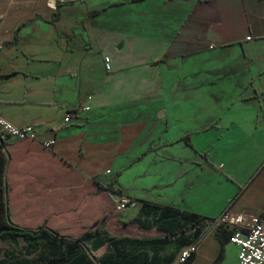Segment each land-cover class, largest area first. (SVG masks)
Instances as JSON below:
<instances>
[{
    "label": "crops",
    "instance_id": "obj_1",
    "mask_svg": "<svg viewBox=\"0 0 264 264\" xmlns=\"http://www.w3.org/2000/svg\"><path fill=\"white\" fill-rule=\"evenodd\" d=\"M94 9L102 11L86 18ZM114 9L132 25L108 43L95 22ZM133 107L150 114L126 121ZM0 114L38 131L3 150L17 225L71 237L112 232L132 224L143 201L207 219L231 207L264 220V0H0ZM133 126L141 145L130 155L124 133ZM146 149L145 157H171L150 168L158 175L166 165L167 179L141 184L151 196L122 182ZM251 157L256 168L239 178ZM108 169L121 171L114 184ZM116 186L135 201L118 215ZM220 229L188 264H213L223 247L219 264H239Z\"/></svg>",
    "mask_w": 264,
    "mask_h": 264
},
{
    "label": "trees",
    "instance_id": "obj_2",
    "mask_svg": "<svg viewBox=\"0 0 264 264\" xmlns=\"http://www.w3.org/2000/svg\"><path fill=\"white\" fill-rule=\"evenodd\" d=\"M101 11L102 9L90 10L85 17L90 18ZM2 147L0 145V239L22 238L26 244L22 256L0 247V264H170L177 253L170 254L167 258L157 253L148 257L139 254L137 246H162L177 241L178 248H181L195 239L193 229L205 227L207 223V218L199 214L143 201L141 210L152 208L160 211V217L165 219L158 226V230L162 231L161 235L143 237L115 236L109 233L102 235L98 227L88 229L78 237H71L61 234L57 229L48 228L46 224L37 228L22 227L11 220L5 178L8 156ZM148 153V149L143 151L137 161H141ZM120 174L121 171H118L117 176ZM115 182L117 180L110 181L109 185ZM134 221L144 229H150L153 226L140 218H135ZM226 232L224 229L219 230L223 246L227 241L224 237ZM229 238L230 236L227 239ZM92 239L95 240V246L90 248L86 242ZM104 244L112 250L98 256L94 255L93 252ZM223 255L224 247L213 264H219ZM191 260L192 258L188 263Z\"/></svg>",
    "mask_w": 264,
    "mask_h": 264
},
{
    "label": "rangeland",
    "instance_id": "obj_3",
    "mask_svg": "<svg viewBox=\"0 0 264 264\" xmlns=\"http://www.w3.org/2000/svg\"><path fill=\"white\" fill-rule=\"evenodd\" d=\"M130 14L131 13H127V15H130ZM95 25L97 26V29L99 30L98 31L99 39L104 41V42L107 41L109 43V42L115 40L121 31L128 29V28H131L132 22L129 20H125L123 18V14H120L116 9H114V10L108 11L104 17L97 20L95 22ZM83 52H85V50H83L82 52L79 50L78 55L82 54ZM119 62L130 63V62H137V61L131 60V59H123L120 57ZM105 65L107 66V61H106ZM151 96L152 95H148L147 97L144 98V100H146V99L148 100L149 98H151ZM147 109L148 108H139L138 110H134V107H133L131 109L125 110L126 112L124 113L123 117H125L126 121L130 120L131 118L136 117L138 114L140 115V116L138 115L139 117H148L150 112ZM162 116L163 115H160V117H162ZM109 118H110V116L109 117L103 116V117H100L97 119V120H99L101 129L103 127H105L106 125H110L109 122L107 123ZM135 133L136 134L138 133L137 127L133 126V127H127V129H125V133H124L125 140H124L123 147L127 150L126 153H128L130 155H134L135 153H137V150L139 149V147L141 145V141L132 142L133 141L132 137L135 135ZM259 158H260V156H259ZM167 159H171V157L169 155H167L165 153H161V152H157L156 154L148 155L147 157L143 158L140 162H138L135 165L136 167L132 171H130L129 173H127V175H125L122 182L124 184H137L136 187L132 186V189L135 192L142 194V195L146 194V195L151 196L153 192H151V190L141 189V184H150L154 181V178L162 179V178H160L161 176H163V177L165 176L164 180L167 179V176L165 175L167 172L166 165L162 166L163 172L162 171L159 172L160 165L157 167L158 175H157V173H154L152 175L150 174L151 165H153L155 163H159L161 161H166ZM127 160H128V158H127ZM257 162H258V158H256V157L249 158V164L245 168L246 171L244 174H242V173L238 174L239 178L243 179V177L250 176L251 175L250 173L253 171V169L256 168ZM108 171H111V173H109V175L107 176L108 179L110 181H114V180L118 181V176H117L118 171L117 170L113 171L112 169H108V170H106V174H108ZM141 173L143 174V176L141 178H139V177L137 178V175H139ZM223 182L225 183V181H223ZM139 184H140V188H139ZM114 190L116 192L119 191L123 194L126 193L124 190L120 189L117 186ZM221 192L223 193L224 191L222 190ZM113 212L116 215L120 214V213H117L114 209H113ZM160 214H161L160 211H155L152 208L151 209L150 208L143 209L139 212V216L137 218H140L143 221H145L146 223L153 225L152 228H150V229L141 230L140 226L138 224L134 223L135 221L133 219V220L129 221L132 224L126 223V227L121 226V230H113L112 229V232H111V231L107 230L106 228H102L101 234L104 235L106 233H109V234L115 235V236H125L126 235V236H134V237H139L141 235H143V236L161 235L162 231L158 230V226L165 219L160 217ZM177 243H178L177 241H173L169 244L162 245V246H154V245H146L145 247L137 246L138 247L137 252H139V254H142L143 256L145 255L148 257H151L155 253H157V254L161 255V257L167 258V256H169L170 254L178 253V251L180 250V247L178 248ZM2 244H3L2 245L3 249H7L10 252H13L14 254L22 256V252L24 251L23 248H24L26 243L23 239H17V240H7V241H4ZM86 244L90 248H93V246H95V240L94 239L88 240L86 242ZM109 250H112V248H110L106 244H104L101 247H99L97 250H95L93 252V254L98 256V255H101L104 252L109 251Z\"/></svg>",
    "mask_w": 264,
    "mask_h": 264
},
{
    "label": "built area",
    "instance_id": "obj_4",
    "mask_svg": "<svg viewBox=\"0 0 264 264\" xmlns=\"http://www.w3.org/2000/svg\"><path fill=\"white\" fill-rule=\"evenodd\" d=\"M108 63V58H106ZM70 120L68 113L64 119ZM61 124L56 125L58 128ZM38 134L35 125L20 126L0 114V145L3 149L10 139L25 140L35 139ZM56 142L55 138L43 142L45 148H51ZM111 171H108V174ZM134 199L121 192L115 194L114 210L123 213L133 206ZM224 229L229 233L230 242L238 246L237 260L239 264H264V220L259 216L247 212H237L227 207L215 218L207 219L199 238L193 239L180 248L170 264H187L197 253L205 234ZM196 229H193V233Z\"/></svg>",
    "mask_w": 264,
    "mask_h": 264
},
{
    "label": "water",
    "instance_id": "obj_5",
    "mask_svg": "<svg viewBox=\"0 0 264 264\" xmlns=\"http://www.w3.org/2000/svg\"><path fill=\"white\" fill-rule=\"evenodd\" d=\"M203 228H204V226L201 227V228L196 229V231L194 232V238L195 239L200 237V235L202 234Z\"/></svg>",
    "mask_w": 264,
    "mask_h": 264
}]
</instances>
